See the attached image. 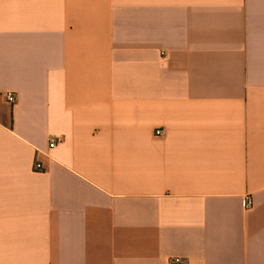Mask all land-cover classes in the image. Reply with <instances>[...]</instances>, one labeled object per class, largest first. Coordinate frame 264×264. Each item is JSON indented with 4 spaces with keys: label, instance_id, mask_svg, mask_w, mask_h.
<instances>
[{
    "label": "crops",
    "instance_id": "crops-1",
    "mask_svg": "<svg viewBox=\"0 0 264 264\" xmlns=\"http://www.w3.org/2000/svg\"><path fill=\"white\" fill-rule=\"evenodd\" d=\"M173 259L264 264V0H0V264Z\"/></svg>",
    "mask_w": 264,
    "mask_h": 264
},
{
    "label": "built area",
    "instance_id": "built-area-1",
    "mask_svg": "<svg viewBox=\"0 0 264 264\" xmlns=\"http://www.w3.org/2000/svg\"><path fill=\"white\" fill-rule=\"evenodd\" d=\"M5 99L8 103L13 104L16 101V95L13 92H7L5 93ZM156 135L159 137H163L165 135V131L164 130H157L156 131ZM59 143V139L57 137H51L50 141H49V146L50 148H55ZM35 170H41V165L36 163L35 164ZM253 206V200L250 196H247L245 198V203H244V209L245 211L251 209ZM181 260L180 259H173L171 261V264H180Z\"/></svg>",
    "mask_w": 264,
    "mask_h": 264
}]
</instances>
